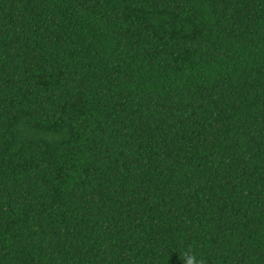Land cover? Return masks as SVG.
<instances>
[{
    "label": "trees",
    "instance_id": "obj_1",
    "mask_svg": "<svg viewBox=\"0 0 264 264\" xmlns=\"http://www.w3.org/2000/svg\"><path fill=\"white\" fill-rule=\"evenodd\" d=\"M264 264V0H0V264Z\"/></svg>",
    "mask_w": 264,
    "mask_h": 264
},
{
    "label": "clouds",
    "instance_id": "obj_2",
    "mask_svg": "<svg viewBox=\"0 0 264 264\" xmlns=\"http://www.w3.org/2000/svg\"><path fill=\"white\" fill-rule=\"evenodd\" d=\"M187 264H204V262L201 259L189 256L187 257Z\"/></svg>",
    "mask_w": 264,
    "mask_h": 264
}]
</instances>
